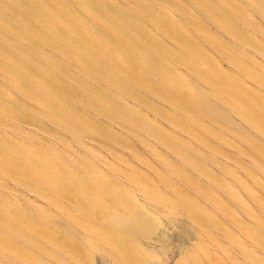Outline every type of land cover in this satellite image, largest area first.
<instances>
[{"label":"bare ground","instance_id":"1","mask_svg":"<svg viewBox=\"0 0 264 264\" xmlns=\"http://www.w3.org/2000/svg\"><path fill=\"white\" fill-rule=\"evenodd\" d=\"M0 264H264V0H0Z\"/></svg>","mask_w":264,"mask_h":264},{"label":"rangeland","instance_id":"2","mask_svg":"<svg viewBox=\"0 0 264 264\" xmlns=\"http://www.w3.org/2000/svg\"><path fill=\"white\" fill-rule=\"evenodd\" d=\"M172 239H173V244L175 245V247H179V245H181L182 244V239H181V237H179V236H177V235H174L173 237H172Z\"/></svg>","mask_w":264,"mask_h":264}]
</instances>
